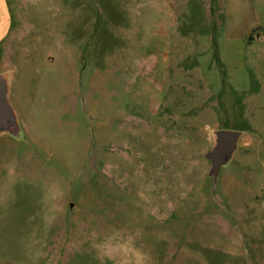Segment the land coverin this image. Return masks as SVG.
Instances as JSON below:
<instances>
[{
    "label": "rangeland",
    "instance_id": "1",
    "mask_svg": "<svg viewBox=\"0 0 264 264\" xmlns=\"http://www.w3.org/2000/svg\"><path fill=\"white\" fill-rule=\"evenodd\" d=\"M7 1L20 131L0 135V264H264V16L238 0ZM176 118L202 144L160 164L148 124ZM217 130L242 136L215 185Z\"/></svg>",
    "mask_w": 264,
    "mask_h": 264
},
{
    "label": "crops",
    "instance_id": "2",
    "mask_svg": "<svg viewBox=\"0 0 264 264\" xmlns=\"http://www.w3.org/2000/svg\"><path fill=\"white\" fill-rule=\"evenodd\" d=\"M243 1V3L241 2ZM240 7H243L246 9L247 12H260L261 16H264V0H238ZM12 22V16L10 13V8L8 5L7 0H0V28L8 27L11 25ZM232 39H235L237 36H231ZM253 38H250V40ZM247 48L249 49V53L245 57L244 61V69L250 70L249 77L246 76L244 78V89L250 90L252 88L253 80L251 78V69H254V72L257 73L258 70V61L261 62V59L258 60L257 58V51L254 48L253 42L250 41V43L246 44ZM252 50V51H251ZM252 53H251V52ZM223 60H226L227 67L230 70L228 71L229 75V83L234 85H241V77H238V72L236 70L237 67V60H236V54L233 51L228 50L227 54L223 55ZM206 56H202L203 64L205 62ZM260 57V56H259ZM221 59H219L220 61ZM217 67V66H215ZM211 67L205 65V69L207 71L210 70ZM166 121V120H165ZM148 131L150 130H156L155 132H158L159 134H162V137H164V141L157 143L155 146L157 149H159L158 152L156 150H153L151 152H154L156 154H159L161 151L160 157H158L157 162L160 164L170 163L172 161V156H177L176 160L180 164L181 162V156L188 154V151H191L193 148L197 149L198 144H202V141H199V137H194V134L196 133L198 126L195 122L192 120H182L176 118L174 124H168V125H158L155 123L148 124ZM160 144V145H159ZM162 144V145H161ZM161 146V149H160ZM169 154V157H166V155Z\"/></svg>",
    "mask_w": 264,
    "mask_h": 264
},
{
    "label": "water",
    "instance_id": "3",
    "mask_svg": "<svg viewBox=\"0 0 264 264\" xmlns=\"http://www.w3.org/2000/svg\"><path fill=\"white\" fill-rule=\"evenodd\" d=\"M9 79L0 74V135H17L20 131L16 111L9 99ZM242 133L239 131L217 130L214 134V145L206 155L211 162L210 177L217 184L219 172L234 156Z\"/></svg>",
    "mask_w": 264,
    "mask_h": 264
}]
</instances>
